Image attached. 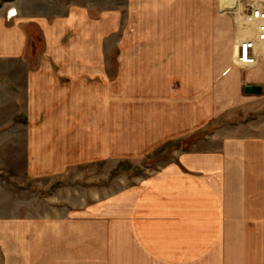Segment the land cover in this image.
<instances>
[{"label": "crops", "instance_id": "obj_1", "mask_svg": "<svg viewBox=\"0 0 264 264\" xmlns=\"http://www.w3.org/2000/svg\"><path fill=\"white\" fill-rule=\"evenodd\" d=\"M187 1L184 9L174 0L161 1V41L139 67L120 69L126 77L80 75V59L51 56L28 71L29 147H46L47 153L58 145L51 156L65 163L63 171L101 160H135L181 139L189 149L178 150L173 162L123 195L94 206L93 232H84L80 219H50L24 223L30 232L0 233V264H264V59L249 70L234 64L233 21L221 1ZM28 43L17 25L1 26L0 60L30 65L24 57ZM121 80L140 83L125 96L132 109L141 99L135 111L141 114L139 128L131 122L120 135L116 116L80 120L83 90L91 85L99 91L104 82L115 106ZM247 85L262 91L245 94ZM245 103L257 108L259 120L190 142ZM93 108L99 111L100 105ZM122 137L129 149L118 144ZM52 166L44 174L57 175Z\"/></svg>", "mask_w": 264, "mask_h": 264}, {"label": "rangeland", "instance_id": "obj_2", "mask_svg": "<svg viewBox=\"0 0 264 264\" xmlns=\"http://www.w3.org/2000/svg\"><path fill=\"white\" fill-rule=\"evenodd\" d=\"M161 1L0 0V27L17 25L25 32L29 43L24 57L30 59V65L0 60V233L30 232L24 223L37 225L50 219H80V228L84 232H93L91 212L94 206L113 201L116 195H123L126 188L138 185L173 162L178 150L189 149L187 139H181L139 155L135 160H101L77 164L63 171L65 163L54 161L52 157H55L51 156L58 145H53L45 153L46 147L31 148L28 142L25 81L28 71L38 69L41 62L51 56L80 59V75L83 71L88 75L99 72L111 81L119 76L126 77L125 71L121 73L120 69L131 64L132 69L139 67L140 59L147 58L150 48L154 50L161 41L157 38ZM220 1L223 13L233 21L232 43L235 45L241 38L239 28L245 32L248 30V27L238 26L237 12L255 0H236L237 9H227V3L224 5V0ZM173 4L184 9L190 3L174 0ZM76 27L79 28L77 33ZM253 35L248 36L253 38ZM257 65L243 69H254ZM104 84L99 91H94L90 85L80 93V120L93 116L108 122L111 116H116V131L120 135L125 134L131 122L139 128L141 114L135 111H140L141 99L138 97V103L132 109L125 96L140 83L118 81L115 106H111L108 86ZM96 105H100V109L94 112ZM261 107L264 108V103ZM258 114L253 104H241L214 119L207 130L193 135L190 142L214 130L257 121ZM126 141L122 137L118 144L124 142L120 145L129 149ZM32 151L37 155L32 156ZM123 155L131 156L132 153ZM32 157L40 158V161H32ZM52 163L58 174H44ZM116 169L119 171L112 176Z\"/></svg>", "mask_w": 264, "mask_h": 264}, {"label": "built area", "instance_id": "obj_3", "mask_svg": "<svg viewBox=\"0 0 264 264\" xmlns=\"http://www.w3.org/2000/svg\"><path fill=\"white\" fill-rule=\"evenodd\" d=\"M237 14L238 26H253L255 34L253 38L241 36L236 40L233 62L241 68H251L258 64L261 56L264 57V0H255Z\"/></svg>", "mask_w": 264, "mask_h": 264}, {"label": "bare ground", "instance_id": "obj_4", "mask_svg": "<svg viewBox=\"0 0 264 264\" xmlns=\"http://www.w3.org/2000/svg\"><path fill=\"white\" fill-rule=\"evenodd\" d=\"M227 1V4L229 6L230 9H237V7L235 6V3L238 1L236 0H226ZM236 1V2H235ZM245 27H248V30L245 32V31H242L240 30L239 28V37L240 36H248V35H252V34H255V29H253V26H250V25H246ZM241 33V34H240ZM238 37V38H239ZM262 53L264 54V48H262Z\"/></svg>", "mask_w": 264, "mask_h": 264}, {"label": "water", "instance_id": "obj_5", "mask_svg": "<svg viewBox=\"0 0 264 264\" xmlns=\"http://www.w3.org/2000/svg\"><path fill=\"white\" fill-rule=\"evenodd\" d=\"M262 91L260 86L247 85L244 87L245 94H260Z\"/></svg>", "mask_w": 264, "mask_h": 264}, {"label": "trees", "instance_id": "obj_6", "mask_svg": "<svg viewBox=\"0 0 264 264\" xmlns=\"http://www.w3.org/2000/svg\"><path fill=\"white\" fill-rule=\"evenodd\" d=\"M117 171H119V170L116 169V170L113 172L112 176H114L115 174H117Z\"/></svg>", "mask_w": 264, "mask_h": 264}]
</instances>
